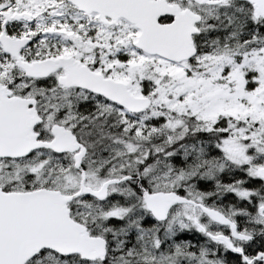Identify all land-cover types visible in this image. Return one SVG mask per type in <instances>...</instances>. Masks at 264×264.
Instances as JSON below:
<instances>
[{
	"label": "snow or ice",
	"instance_id": "obj_1",
	"mask_svg": "<svg viewBox=\"0 0 264 264\" xmlns=\"http://www.w3.org/2000/svg\"><path fill=\"white\" fill-rule=\"evenodd\" d=\"M0 264H264V0H0Z\"/></svg>",
	"mask_w": 264,
	"mask_h": 264
}]
</instances>
